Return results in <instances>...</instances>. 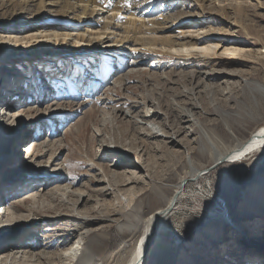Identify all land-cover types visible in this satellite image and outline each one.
Returning <instances> with one entry per match:
<instances>
[{"label":"rangeland","instance_id":"rangeland-1","mask_svg":"<svg viewBox=\"0 0 264 264\" xmlns=\"http://www.w3.org/2000/svg\"><path fill=\"white\" fill-rule=\"evenodd\" d=\"M139 1L150 8V13L137 16L139 22L150 25L169 16L175 29L166 33L155 24L121 43L126 14L116 22L121 31L103 35L113 8L101 6L100 16H85V22L77 25L73 22L80 13L62 19L57 7L40 12L32 2L0 0V118L4 112L7 120L0 124V211L7 210L5 221H9L30 216L37 207L26 228L34 236L28 238L25 232L19 237L29 244L27 250L14 249L17 238L13 233L4 237L0 231V258L9 256L10 262L18 252L22 264H32L23 252L38 255L43 252L38 245L46 243L52 248L45 252L55 254L77 242L78 234L65 232L68 237L57 241V246L53 237L86 228L91 231L86 241L89 253L98 256L105 251L97 264H127L145 220L178 191L176 186L188 172L185 158L196 157L192 152L204 143L203 131L232 148L237 140L246 142L264 127V96L254 90L257 84L264 86V0H189L167 15L161 6L176 0ZM181 21L190 24L183 26ZM203 33L204 38L199 36ZM183 36L201 38L202 45L197 50L171 46L172 40ZM208 75L218 76L216 83L209 82ZM146 94L157 95L162 102L175 97L189 109L199 105L201 129L189 126V136L184 133L179 138L182 147L153 141L135 144L127 155L119 147L126 157L132 155L126 160H140L143 167L141 181L128 184L112 174L132 173L130 163L123 162V154L106 159L109 156L99 152L97 137L120 143L132 140L129 131L126 138L114 132L108 118L115 116V105L143 103ZM14 96L17 102L5 105ZM163 105L160 113L165 116L158 122L177 130L178 112ZM155 110L143 107L145 115ZM113 120L116 130L128 128L120 115ZM147 132L145 137L151 138ZM29 148L30 159L25 152ZM195 161L204 163L199 157ZM95 163L98 166L93 168ZM100 166L109 168L117 190L123 186L119 191L99 196V190L112 187L108 181L99 183L106 174ZM80 190L87 195L84 201L73 195ZM173 203L146 264H264V148L210 167L187 183ZM132 227L138 231L131 232Z\"/></svg>","mask_w":264,"mask_h":264},{"label":"bare ground","instance_id":"bare-ground-1","mask_svg":"<svg viewBox=\"0 0 264 264\" xmlns=\"http://www.w3.org/2000/svg\"><path fill=\"white\" fill-rule=\"evenodd\" d=\"M132 1H134V2L132 3ZM147 1L148 0H146L145 2H147ZM183 1H184V3H189V0H182V1L176 0V1L171 2V3L168 2V3L161 6L162 12L164 14H166V13L168 14L169 10H171V9L174 10L179 4H183V3H181ZM216 1H219V0H216ZM30 2H32L33 6L38 7L40 12H45L47 7L59 8L60 9V16L62 19L67 18L70 14L77 15L80 13L81 16H78L76 21L73 22V23H76L77 25H80V24L85 22L84 21L85 16H88V17L91 16V18L95 14L100 16L101 13H99L97 8H99L101 6L104 7L105 9L113 8L112 9V11H113L112 16L109 19L110 20L109 23H107V26L105 28L106 31L103 33V35H107V37H108V36L112 35L111 33H109L112 30L121 31L122 30L121 26H119V24L116 22H117V20L122 21L123 18H121V16L126 14L127 15V17L125 19L127 21L126 22L127 26L125 28L126 35L124 37L122 36V40H120L121 43L130 42L132 38H136V36L139 34V32L143 31L148 26H155V24L159 25L160 26L159 31L166 32V33L171 32L176 27V25L174 23H172V20L169 16L163 17L162 19H160L157 22H153V23L150 22L151 23L150 25H146L145 24L146 22L144 20L142 22H139L137 20L138 15H142L143 13L146 15V14L150 13L149 5L147 3L145 4L144 2H140L139 0H120V1L118 0V1H111V2L105 1V0H24V3L29 4ZM102 12H104V11H102ZM181 24H183V26H185V25L190 24V22L181 21ZM187 27H189V26H187ZM199 36L204 38V36H207V34L203 33V34H200ZM68 37L65 36L66 39ZM182 38H183L182 40H172L171 46L197 50V48H199L202 45L201 44V38L196 39L195 36H187V37L183 36ZM184 40L185 41L189 40V41L185 42ZM64 41H66V40L64 39ZM99 41L101 44H103V42H104V40H102L101 36L99 37ZM170 41H171L170 39H169V41L164 40V43L168 44ZM109 49H110L109 51L111 53L117 52V49H115V48L113 50H111V48H109ZM205 49L207 50V48H205ZM206 50H205V52H208ZM208 50H211V48H208ZM76 51H78V50H74L72 53H74ZM228 51H230V50H228ZM233 52H236V51L234 50ZM188 54H190V52H188ZM218 74H220V73H218ZM161 75H166V74L164 73ZM206 78L208 79L209 82L212 81L213 83H216L215 81H217L218 76L216 77L214 75H208ZM254 90L259 92L260 95L264 96V86L263 85L257 84V86L255 87ZM89 93L91 94L92 92L89 91ZM90 94L88 97L91 96ZM156 97H157V95H156ZM156 97H152V96H150V94H146L143 97V103L134 104V105H129L128 103H126V106H122V105H115L114 106L115 108L113 109L112 113H114L115 116L113 118H116L120 115L121 120L125 121L128 124V128H126L124 130H121V129L116 130L117 128L114 125L115 121L113 120V118H108L110 125L113 124L111 129H113L114 132L119 131L118 135H120V136L124 135V138L127 137L126 133L129 131L134 138H132V140H126L125 139L123 143H120V142H115L114 139H112V138L108 139L105 137V138L101 139L104 135H101L99 138L97 137L98 142H100V144H101L99 146L100 147L99 152L101 154L106 153L107 154L106 156H109V157H105L106 159H111L110 156L118 157V155L123 154L120 152L121 150H119V147L125 148V150L122 149V151H125L124 154L127 155L126 152L132 153L131 151H132V149H134L135 144H137V146L139 144H143V143L152 144L153 141H156V144L162 145L164 147H168V146L182 147V144H181L182 141L180 142L179 138L184 133H187V135L189 136L190 132L187 131V130H189V126H193L194 129L195 128L197 129L198 127H200V129H201L200 123H199L198 118H197V115L200 114V112L202 110L200 108V106L197 104H193L192 109L186 108V106L182 105L179 102V100H177L175 97H172L169 101L163 100V102L166 104L172 105V109L175 108L176 111L178 112L179 128H177V130L176 129L174 130V129H172V127H170V125H167V123H164V124L159 123L160 118L165 116L164 114L160 113V111L162 110L164 105H163L162 100L160 98H156ZM87 100H89V99L87 98ZM141 100H142V98H141ZM16 102H17V96H14V97H11L9 101L5 102V105L11 104V103H16ZM90 102H93V101H90ZM139 102H141V101H139ZM147 106H152L153 108H155L156 109L155 112L151 115H149V114L145 115L143 112V107L146 108ZM34 112L35 111H32L31 113H34ZM0 113H1V111H0ZM117 113H119L118 116H117ZM1 116L2 117L0 118V120H1L0 124L6 123L7 122V120L5 119L6 113L3 112L1 114ZM18 119L20 121V120H22V117H21V119L20 118H18ZM168 124H169V122H168ZM145 131L150 132L149 135H151V138L145 137V135H144ZM229 133H230V138L232 140H234L236 138L234 136L235 134L230 132V131H229ZM210 135L211 134H209V132L203 131L202 137L205 139L204 143H202L196 150H194V152H192V154H195V156L199 157L202 161H204V163L203 162L202 163L201 162L195 163L196 157H190V155L185 158L186 168L188 169V172H185L182 175V177H181L182 182L176 186V189L178 191L176 193L174 192L173 196L166 201L165 207L156 210L153 214H151L145 220L144 228L140 232V235L136 240V246H135L133 253L130 257V260L127 262V264H146L150 254H151V250H152L153 246L158 241L159 234L166 227L165 225L167 222V218L169 217V215H171V213L174 209V206H175V204L173 203L174 199L178 200L179 197H181L182 189L186 186L187 183H189L191 181H196L197 179H199V177L202 176L204 172L207 173L209 171L210 167L215 168L224 162H233V161H237L238 159H243L244 157H247L248 155H250L252 153L259 152L260 150H262L264 148V127L261 129H258L257 132H255L251 136V138L246 142H242V141L239 142L238 140H237L238 141L237 142L236 141L237 138H236L235 139L236 144L234 146H232V148L226 147L220 140L215 139L214 137H211ZM25 152L27 153V155L29 157L28 159H30L33 156V150L31 148H29ZM34 152H35V149H34ZM124 154H123V157H124L123 162L130 163L129 165L131 167L128 169H132L133 172L132 173L127 172V174H126L127 176H124V174L115 175V173H114V175L112 174V177L114 179H119L122 182H123V180H125L128 184L137 183V182L139 183L141 181V179H140L141 177L139 176V174L143 171L141 161L139 160L138 163H135V162H133V160L132 161L126 160L127 158H129V156L131 159L132 155L129 154L128 157H126ZM101 156H104V155H100V157ZM14 161L15 162L17 161V157L14 158ZM118 165H117V167L120 166V165L119 166ZM96 166H98V165H96V163L92 164L93 168H96ZM121 166L122 167L120 169H124L123 166H125V165L121 164ZM100 167H101V170H103L102 173L106 172L104 177L107 179L104 178L103 180H101L100 182L98 181V182L100 184L102 182H105L103 184H107L108 182H109L108 184H111V180L109 179V175H110L109 168H107L105 166H100ZM39 170H40V168H39ZM106 181H108V182H106ZM134 181H137V182H134ZM98 182H96V183H98ZM111 186L112 187L109 186V188H106L105 190H99L98 191L99 196H107V195L109 196V195L113 194V191L117 190L116 189L117 187L115 188L112 184H111ZM122 187H119V188H122ZM163 187L167 188L164 185H163ZM119 188L117 191H119ZM53 191H57V190L55 189ZM75 192H76V194H73V195L74 196L78 195V197L80 198V201L82 199L84 201L85 198L87 197V195H85L83 193L84 191L81 192V190H80V191H75ZM50 196L54 199L57 197L56 193H53V192ZM36 197H39V194L36 195ZM32 198H35V196ZM40 198H41V196H40ZM31 201L35 202L37 204L36 200H31ZM89 201L87 203H89ZM122 201H124V199L120 198V202H122ZM35 203H34V206H35ZM68 204H70V203H68ZM72 210H74V209H72ZM77 211H78V209H77ZM30 212H31V214L28 217H24V216L15 217V218L11 217L9 221H5L7 210L4 209V211H0V231H4V233H3V234H5L4 237H9L8 234L13 233L14 237L17 238V240L13 244V245H16L14 247V249H17V250L18 249H25V250H27V248L29 247V244H27V242L25 240H19V237L23 233L27 232L28 238H30V236L31 237L34 236V234H29V230H27L26 228L30 225V223H32L34 221V218H31V216H32V214L35 215V213L37 212V207H34L33 209H31ZM73 216H75V215H73ZM84 221H86V220H84ZM24 229H26V230L24 231ZM76 229L77 228L65 230L62 232L61 235L59 234V236L53 237L51 240V242H53L55 245L57 243V241L58 242L62 241V240L64 241L68 237L67 233L65 234V232H67V231L68 232H75L78 234V241L75 242L73 245H70L64 249L61 248V250L59 249L58 252H55V254H54V252H53V254L52 253L50 254V253H46L45 249H51L52 247L49 248V245H47L46 243H44V244L41 243L38 246L43 248V252H41L38 255L34 254L33 252L31 253L30 251L29 252H23V253H25L24 257H27L28 262H30L32 264H47V263L50 264V262L56 263V264H97V262L98 261L100 262V259H102L101 258L102 256H100V255L105 253V251L99 250L100 255H98V256L91 255L89 253V251H90L89 250L90 247H88L89 244L86 243L87 238L88 237L90 238L89 235L91 234V231L87 230L86 228H85V230L83 229L84 231H80V230L76 231ZM129 230L131 232L135 233L138 231V228L132 227ZM121 231H123V229H121ZM25 236H27V235H25ZM25 236H24V238H25ZM7 239H6V241H7ZM6 241H5V243H6ZM59 245H60V247H62L64 245V243L62 242ZM56 246H57V244H56ZM5 247L6 246L1 247V249L5 248ZM18 256H19L18 252L13 254L10 262H9V260H10L9 256H2L0 258V264H22L20 262V260L23 258L18 257Z\"/></svg>","mask_w":264,"mask_h":264},{"label":"snow or ice","instance_id":"snow-or-ice-1","mask_svg":"<svg viewBox=\"0 0 264 264\" xmlns=\"http://www.w3.org/2000/svg\"><path fill=\"white\" fill-rule=\"evenodd\" d=\"M130 6V5H129Z\"/></svg>","mask_w":264,"mask_h":264}]
</instances>
